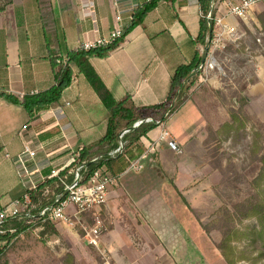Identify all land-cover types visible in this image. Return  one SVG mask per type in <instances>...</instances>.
Listing matches in <instances>:
<instances>
[{"label":"crops","instance_id":"0c3cea01","mask_svg":"<svg viewBox=\"0 0 264 264\" xmlns=\"http://www.w3.org/2000/svg\"><path fill=\"white\" fill-rule=\"evenodd\" d=\"M51 1L57 29L56 48L62 55L75 51L83 41L107 38L115 26L118 8L115 0ZM201 14L196 0L179 1L174 9L161 3L108 58H94L81 67L72 65V84L63 93L59 106L42 108L30 120L22 106L11 103L5 96H15L22 101L25 96L44 93L55 85V77L36 0H14L0 14V208L22 196L24 186L19 159L27 144L37 153L35 160L27 162L30 170L50 167L53 175L68 167L78 150L106 136L107 101H121L127 95L132 97L136 107L166 101L177 67L191 63L197 52L202 53L203 48L194 42L200 33ZM231 22L239 28L244 26L249 32H264V3L251 10L248 24L238 18H231ZM256 64L258 83L250 87L253 92L264 86V57L258 56ZM182 110L164 128H157L141 139L139 145L144 153L145 143L157 139L164 130L169 133V140L158 150V159L145 160L150 168L178 166L177 150H183L194 124L190 114V133L185 137L170 127ZM132 170L128 168L118 180L121 182ZM110 196L109 189L108 201ZM146 197L141 198L144 204ZM162 211L155 208L151 214L158 216ZM142 213L153 227L147 214ZM157 222L160 223L158 219ZM138 229L148 232L145 235L149 234L151 239H145L143 233L140 244L134 245L129 239L126 244L134 249L130 253L132 257L144 251L142 254L151 255L156 264L193 261L178 228L174 229L173 234L177 232V235H171L169 245L163 243L157 228L138 225ZM113 260L117 264L114 256ZM140 261L137 259L136 264ZM129 262L133 263L132 259Z\"/></svg>","mask_w":264,"mask_h":264},{"label":"rangeland","instance_id":"374dc122","mask_svg":"<svg viewBox=\"0 0 264 264\" xmlns=\"http://www.w3.org/2000/svg\"><path fill=\"white\" fill-rule=\"evenodd\" d=\"M240 30L246 31L245 40L237 48L231 45L225 53H217L225 77L203 82L198 77L189 91V100L170 125L185 137L190 133V114L194 121L183 150H177L178 166L150 168L148 161H143V170H132L121 182L116 178L99 216L103 225L96 244L86 238L95 220L91 216L74 219L71 225H56L58 235L43 236V231L30 229L11 245L1 264H116L113 256L117 264H130V259L131 264L137 259H141L139 264H156L151 255L142 254L144 251L130 255L134 249L126 244L129 239L134 245L144 237L151 239L138 225L157 228L165 245L170 244L171 235H177L173 231L178 228L185 237L183 245L193 256L192 262L184 264H227L219 246L235 229L245 232L256 224L248 199L258 193L264 195V188L257 189L254 183L260 174L263 152L252 154L254 141L258 140L255 134L260 133L264 141V86L255 92L250 90L258 83L254 58L264 57V32H249L242 25ZM232 113L239 116L245 128L229 133L224 127L232 122ZM159 153L148 152L147 156L157 160ZM24 182L22 196L30 186L28 178ZM144 196H148L145 204L141 200ZM155 208L163 213L151 214ZM232 243L234 257L240 258L247 242L240 238ZM238 260V264H249L248 259Z\"/></svg>","mask_w":264,"mask_h":264},{"label":"trees","instance_id":"16d2710c","mask_svg":"<svg viewBox=\"0 0 264 264\" xmlns=\"http://www.w3.org/2000/svg\"><path fill=\"white\" fill-rule=\"evenodd\" d=\"M179 1L185 0H149L143 2V5L134 12L133 22L125 29L120 38L106 47L91 51L69 52L66 54L67 61L63 63L61 61L64 55L56 48L57 29L52 1L36 0L46 39L48 57L54 71L55 85L44 93L25 96L22 101L15 96H4L11 103L22 106L28 113L30 120H33L36 113L42 108L58 107L63 93L72 84V65L77 64L81 67L84 62L91 59L108 58L113 51L124 43L125 38L133 29L143 25L148 14L161 3H167L170 8L174 9L175 4ZM13 2L14 0H0V14L4 13ZM196 2L202 14L200 33L194 42L197 46H201L206 50L208 39L213 34V31L210 32V28L214 26V22L208 20L207 17L211 11L213 14L216 13L218 0H196ZM203 57V53L197 52L191 63L177 67L171 78L168 97L161 104L136 107L130 95H127L121 101H115L114 99L107 101L108 128L106 136L93 145L81 148L79 158L72 161L64 170L59 171L58 176L53 177L52 168L45 167L42 174L46 181L40 184L37 190L30 192V205L24 208L19 215L3 221L1 226L3 233H0V264L3 258H6L11 245L30 229L43 226V236L59 234L55 225L47 220L43 221L41 214L46 207L55 204L59 194L64 193V186L59 181L62 176L73 169L84 179H87L97 170H106L114 178H118L130 167L132 162L142 155L143 149L139 145L141 139L157 129V123L166 124L189 100V91L197 81ZM231 117L232 122L227 123L224 127L227 132L230 133L245 128V123L240 120L237 114L232 113ZM147 119H150L151 122L146 123L145 120ZM139 121L144 122L139 127H135V124ZM123 132L127 133L122 136ZM255 136L258 140L254 141L252 154H256L258 150L263 152L260 158V164L262 165L260 174L254 181L257 184L256 188L259 189L260 187L264 188V141L262 143L260 133H256ZM74 178L75 175L70 176L68 182H72ZM47 188L51 189L48 195H46ZM17 200L23 202L24 194ZM248 200L252 204L256 224L246 229L245 232L235 229L231 235L224 239L219 246V250L227 264H238L241 261L238 260L240 258L248 259L249 264H264V195L258 193V195L249 197ZM12 204L13 202L1 206L0 210L4 211ZM240 238L247 242V248L242 252L240 258H235V248L232 242Z\"/></svg>","mask_w":264,"mask_h":264},{"label":"built area","instance_id":"2783aa9c","mask_svg":"<svg viewBox=\"0 0 264 264\" xmlns=\"http://www.w3.org/2000/svg\"><path fill=\"white\" fill-rule=\"evenodd\" d=\"M115 1L118 7L116 23L109 36L107 38L99 37L94 40L83 41L78 45L75 51H91L112 44L115 40L120 38L125 29L131 25L134 20V12L139 9L144 2L140 0ZM263 3L264 0H218L216 13L213 14L211 11L207 17L208 20L214 22V26L213 34L208 39V47L206 50H202L206 61L202 64L198 75L201 82L207 81L211 77H225L223 61L218 59L217 53H225L228 46L231 45L237 48L239 44L245 40L246 33L241 32L239 25L232 23L231 18H238L244 24H248L251 10ZM257 41L258 43L260 42L259 39ZM256 58H254L255 61ZM60 61H58V63H60ZM66 61L67 55H64L61 62L65 63ZM143 122L144 121L137 122L135 127H139ZM145 122L150 123L151 120L147 119ZM157 124L158 128H164L165 124ZM126 133L127 132H123L122 136ZM168 138L169 133L164 130L157 139L145 143L146 151L136 161L130 164L129 170H143L141 163L148 158V152L154 153V151H158L163 142L168 140ZM80 151L81 149L76 152L75 159L79 158ZM36 157V151L31 148L30 144H27L19 159V163L22 184L25 188L24 180L28 178L30 186L24 194L23 202H14L6 210H0V233H3L1 230L3 221L19 215L24 208L28 207V205H30V192L37 190L38 186L46 181V178L42 174V170L37 169L32 171L27 164L29 160H35ZM58 174L59 172L54 173L53 177L58 176ZM72 175H75V178L72 182H68ZM33 178H37L36 183L33 181ZM59 181L64 186V193L57 196L54 205L48 206L42 211L41 215L43 216V221L45 222L47 220L55 226L58 224L71 225L74 223V219L85 220L86 217L91 216L92 219L95 220V226L87 232L86 238L89 243L96 244V238H98L103 225L99 216L103 208L107 205L108 192L110 187L114 184L115 178L106 170H97L93 172L89 178L84 179V177L80 176L79 173L72 169L62 176ZM50 192L51 189L47 188L46 195L50 194ZM36 230L43 231L44 227H38Z\"/></svg>","mask_w":264,"mask_h":264},{"label":"water","instance_id":"95a60500","mask_svg":"<svg viewBox=\"0 0 264 264\" xmlns=\"http://www.w3.org/2000/svg\"><path fill=\"white\" fill-rule=\"evenodd\" d=\"M212 31H213V27L210 28V32H211V33H212ZM205 61H206V58H205V56H204V57L202 58V64H204Z\"/></svg>","mask_w":264,"mask_h":264}]
</instances>
